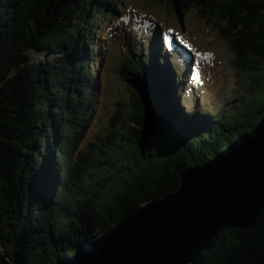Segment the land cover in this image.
Masks as SVG:
<instances>
[{"label": "trees", "instance_id": "1", "mask_svg": "<svg viewBox=\"0 0 264 264\" xmlns=\"http://www.w3.org/2000/svg\"><path fill=\"white\" fill-rule=\"evenodd\" d=\"M159 1L180 18L189 7L212 16L228 41L242 92L220 112L188 81L182 36L149 18L132 30L123 0H0V235L12 264H49L100 237L264 112V0ZM108 22L124 39L116 76L147 94L148 122L133 131L118 97L79 148L100 95ZM28 49L44 54L30 60ZM0 264H9L1 254ZM179 264H264V205L253 225L225 227Z\"/></svg>", "mask_w": 264, "mask_h": 264}, {"label": "water", "instance_id": "2", "mask_svg": "<svg viewBox=\"0 0 264 264\" xmlns=\"http://www.w3.org/2000/svg\"><path fill=\"white\" fill-rule=\"evenodd\" d=\"M122 97L140 132L148 122L147 94L119 78ZM137 130V131H136ZM264 205V112L217 154L179 174L177 187L149 198L93 241L49 264H179L193 260L225 227L255 223ZM4 232L0 254L5 253Z\"/></svg>", "mask_w": 264, "mask_h": 264}, {"label": "rangeland", "instance_id": "3", "mask_svg": "<svg viewBox=\"0 0 264 264\" xmlns=\"http://www.w3.org/2000/svg\"><path fill=\"white\" fill-rule=\"evenodd\" d=\"M127 12L134 17L128 19L127 26L135 30L136 25H144L146 19L154 20L169 28L173 34H179L183 40L193 45L197 53L196 61L189 59L188 65L193 63V82L198 99L203 107H208L210 113L216 114L224 109L225 105L232 104L239 97L241 87L234 81L231 59L233 53L228 41L220 31L216 20L202 14L196 7L184 10L182 17L177 16L170 4L159 0H123ZM133 15H132V14ZM108 22L100 27L107 33V41L103 47V61L99 65L100 95L96 102L94 116L90 126L82 133L78 147H83L86 142L94 139L106 122L112 111L114 101L122 97L119 80L116 76V61L124 57L122 45L124 39H118L114 26ZM114 25H119L114 22ZM120 41V43H119ZM191 54V50H188ZM30 60L42 57L44 53L27 50ZM192 56V54H191ZM217 107H214L216 106ZM193 107L189 108L193 112ZM202 110V109H201ZM194 114V113H192Z\"/></svg>", "mask_w": 264, "mask_h": 264}]
</instances>
